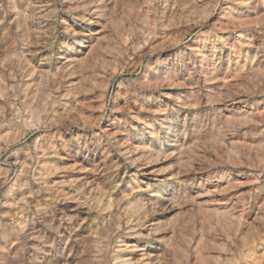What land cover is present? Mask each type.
<instances>
[{"label": "rangeland", "instance_id": "rangeland-1", "mask_svg": "<svg viewBox=\"0 0 264 264\" xmlns=\"http://www.w3.org/2000/svg\"><path fill=\"white\" fill-rule=\"evenodd\" d=\"M35 2L0 0V264H264V0Z\"/></svg>", "mask_w": 264, "mask_h": 264}, {"label": "bare ground", "instance_id": "bare-ground-1", "mask_svg": "<svg viewBox=\"0 0 264 264\" xmlns=\"http://www.w3.org/2000/svg\"><path fill=\"white\" fill-rule=\"evenodd\" d=\"M92 1H95V2H98V1H102V0H92ZM108 1H110V2H114L115 0H108ZM36 3L37 2H35V0H25V21L27 22V25H28V28L30 29L31 27H33V25H35V19H37L38 18V15H40V13H39V11H37V8H36ZM171 3V2H170ZM66 25V29H67V31H69V32H73V29H71L70 28V26H69V24H65ZM78 46L80 47V48H86L81 42L78 44ZM72 49L71 50H73V47H71ZM72 54H74V52L72 53ZM71 62L73 61V62H78V61H80V59L79 58H76V57H74V58H71V60H70ZM156 78V77H155ZM170 128V126H168L167 127V130ZM152 131H151V135H150V139L151 138H153V129H151ZM22 163V162H21ZM20 185H21V183H20ZM151 197H152V199H154L155 201H158V200H160V199H163V197L160 195V193H158V192H154V193H152V195H151ZM154 204H157V203H154ZM134 208H136V209H138V211H136V210H132V212H133V214H132V217H133V215H134V213L135 212H137V214L132 218V222H134V221H136V220H138L139 218V214L141 213V211L142 210H140L139 211V209H140V204L139 203H136L135 204V207ZM159 224V221H156V222H154V223H152V226H153V228H155V226H157ZM139 248V247H138ZM143 264H149V260H147V261H144L143 262Z\"/></svg>", "mask_w": 264, "mask_h": 264}]
</instances>
